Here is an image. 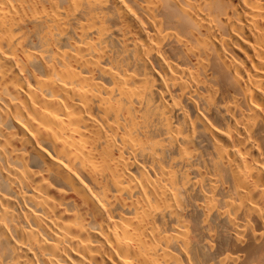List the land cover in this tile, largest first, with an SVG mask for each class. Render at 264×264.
<instances>
[{
    "label": "bare ground",
    "instance_id": "obj_1",
    "mask_svg": "<svg viewBox=\"0 0 264 264\" xmlns=\"http://www.w3.org/2000/svg\"><path fill=\"white\" fill-rule=\"evenodd\" d=\"M0 264H264V0H0Z\"/></svg>",
    "mask_w": 264,
    "mask_h": 264
}]
</instances>
